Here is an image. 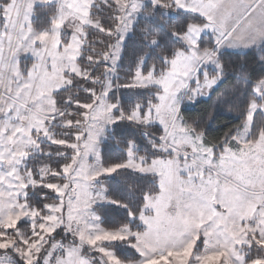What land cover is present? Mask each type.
<instances>
[{"label": "snow or ice", "instance_id": "6c2138e0", "mask_svg": "<svg viewBox=\"0 0 264 264\" xmlns=\"http://www.w3.org/2000/svg\"><path fill=\"white\" fill-rule=\"evenodd\" d=\"M37 6L0 0V264H264V77L243 105L222 92L203 122L181 113L223 77L221 48H256L264 60V0H61L42 31ZM181 10L193 15L168 25L181 46L146 67L148 49L161 48L157 21ZM208 32L214 43L203 46ZM130 35L146 49L120 83ZM114 88H154L155 99L126 109ZM217 105L240 120L212 136ZM123 121L143 128L148 151L117 137ZM107 139L122 159H104ZM44 141L64 151L34 170ZM128 172L144 184L135 206L106 185L118 178L134 193L141 183ZM105 203L127 219L106 226Z\"/></svg>", "mask_w": 264, "mask_h": 264}, {"label": "trees", "instance_id": "16d2710c", "mask_svg": "<svg viewBox=\"0 0 264 264\" xmlns=\"http://www.w3.org/2000/svg\"><path fill=\"white\" fill-rule=\"evenodd\" d=\"M57 13L56 3L52 5L38 4L35 13L32 15V23L36 30L48 29L51 26V19ZM178 15L185 17H191L193 14L183 12H169L164 19L157 21V29L160 31V44L161 48L148 49V56L146 57V67H149L151 63H159L161 52L169 54L173 47L181 46L177 43L176 38L168 30V25L172 23ZM210 43H214V37L211 33H205L202 38L203 46H208ZM127 52L122 58V61L117 69L119 82H126L127 79L133 74L136 64V54L142 53L146 49V45L137 39V35H130L128 41H126ZM221 62L224 65V75L221 81L213 87L208 96L197 98L195 101L185 103L181 106V113L190 121L197 119L203 122L207 116L209 110L213 107L216 102V98L220 93L228 95L229 99L235 103L243 105L246 101L253 82L264 77V60L259 58V53L256 48H249L244 51H236L230 49L219 50ZM86 62V60H85ZM243 67L249 76L247 80L244 77L238 76V73ZM240 80V84L237 85V80ZM246 86H241L245 85ZM236 85L235 94L232 93V87ZM83 87L80 86V95L82 98H87V93L83 92ZM155 89H126V88H114L112 97L114 100H119L121 105L128 109L134 106L135 103L140 102L147 105L149 99H155ZM239 116L235 112H228L217 105V111L214 118L208 122L206 132L212 136L223 135L230 127L234 124L239 123ZM113 132L118 138H129L135 139L137 144L141 146L142 154L144 151H148L150 146H147L146 139L143 136V128L141 126L133 125L127 121L120 122L118 125H114ZM160 125L157 123L154 125L155 128H159ZM43 152H36L29 158L28 163L35 170L41 166L43 161L49 158L45 155L51 151L55 153L57 151H64L63 148L56 145H51L47 141L42 143ZM102 154L107 162H114L122 159L125 155L119 146L115 144L112 139L105 140L102 145ZM51 161L56 163L62 162V157L53 155ZM126 175L133 176L138 182L141 183V187L138 188L134 193H130L128 186L119 183V179H106V185L109 187L110 194L114 199H121L129 202L132 206H135L142 199V191L144 184L139 174L131 172L125 173ZM35 191V190H34ZM47 191V190H45ZM35 202V201H34ZM37 206H39L37 204ZM103 213L102 219L106 226H118L121 222L127 219V210L117 206L105 203L102 205ZM63 233L61 236L63 237ZM61 237V238H62Z\"/></svg>", "mask_w": 264, "mask_h": 264}, {"label": "rangeland", "instance_id": "374dc122", "mask_svg": "<svg viewBox=\"0 0 264 264\" xmlns=\"http://www.w3.org/2000/svg\"><path fill=\"white\" fill-rule=\"evenodd\" d=\"M53 3H56V5H57V11H58V8H59V4L61 3V0H53ZM37 4H41V3H39V0H37ZM57 14V13H56ZM55 14V15H56ZM33 15V14H32ZM31 20H32V16H31ZM48 29H50V28H48ZM45 30V29H44ZM40 31H42V30H40ZM208 33H210V32H208ZM223 49H230V50H236V51H244V50H247V49H249V48H234V47H229V46H225V47H223V48H221L220 50H223ZM20 59H21V61H25V62H31L32 60H34V58L30 55V54H24V53H22L21 52V54H20ZM209 70H211V66L209 67ZM222 79V78H221ZM221 79L218 81V83L221 81ZM217 83V84H218ZM216 84V85H217ZM215 85V86H216ZM209 95V94H208ZM208 95H206V96H208ZM202 97H204V96H202ZM200 98V97H199ZM188 102H191V101H188V100H184L183 102H182V104H181V106L183 105V104H185V103H188ZM33 155V154H32ZM62 237V236H61ZM61 237H58V239L59 238H61Z\"/></svg>", "mask_w": 264, "mask_h": 264}]
</instances>
